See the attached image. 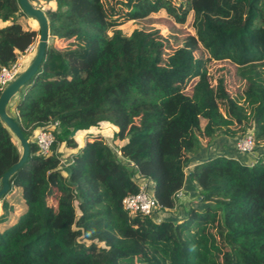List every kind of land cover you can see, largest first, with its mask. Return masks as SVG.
Listing matches in <instances>:
<instances>
[{
	"label": "trees",
	"instance_id": "16d2710c",
	"mask_svg": "<svg viewBox=\"0 0 264 264\" xmlns=\"http://www.w3.org/2000/svg\"><path fill=\"white\" fill-rule=\"evenodd\" d=\"M28 1L46 17L48 38L12 97L28 154L0 196V264H264V0ZM160 10L178 24L192 14L193 34L165 57L156 29L119 28ZM22 16L17 0H0V68L36 41ZM197 48L234 66L239 99L221 78L210 83ZM48 122L57 130L40 155L31 136ZM246 134L249 163L216 155L184 173L215 139ZM16 144L0 121V176L17 161ZM62 144L72 151L65 171ZM185 177L197 187L187 202ZM136 178L149 180L169 217L123 208ZM14 188L23 208L11 221Z\"/></svg>",
	"mask_w": 264,
	"mask_h": 264
},
{
	"label": "rangeland",
	"instance_id": "374dc122",
	"mask_svg": "<svg viewBox=\"0 0 264 264\" xmlns=\"http://www.w3.org/2000/svg\"><path fill=\"white\" fill-rule=\"evenodd\" d=\"M44 8H45V6L41 5V9H44ZM191 20H192V14L190 13L187 15L184 23L178 24V23H175L172 20V18L167 16L164 13V11L160 10L158 12L151 13L145 19L126 21V22L122 23L119 26V28L125 34H128L134 27L143 28L145 30L156 29L157 33L163 39V44L165 47L162 50L163 51L162 56L165 57L168 53L171 52V50L173 48H175L179 44V41L183 37H185L188 34H193V29L191 28ZM20 22L24 28H27L29 26L37 28L34 20L27 17V16H22L20 18ZM53 43L58 47H62V46L67 44V41L54 40ZM33 45H34L33 51L23 53V55L21 57L19 55L20 58L17 61L18 62V68H19V69L18 68L17 69L19 72L23 69V67L21 68V66L23 64L25 65V63L28 61L29 57H31L33 55L34 48H35V42L33 43ZM193 53L196 56H201L204 58V65H205V68L207 70L208 79H209L210 83L215 84L216 79L221 78L223 81V85H224L225 90L232 97L239 99V94H240L242 87H243V81H241L235 77L234 66L227 60H224V61L223 60H220V61L219 60L218 61L207 60L206 59L207 53L201 48H197L196 50H194ZM191 85H192V82L186 86L185 92H187V93L190 92ZM14 98L11 99V101L9 103V107H8L9 109L7 108L8 111L6 110L9 115H12V113H13L10 108H12L11 104L14 101ZM105 137H106V140H108V144H109L110 148L112 149L113 146L110 145V138L107 136H105ZM13 141L15 142L14 139H13ZM16 145H18V144H16ZM231 147L233 148V146H231ZM18 148L20 149L19 145H18ZM58 152H59V156H60V167L62 168V170L65 171L64 166L68 162V156L70 154V151L65 149L64 145L62 144L58 148ZM10 196L12 197V201L15 205L13 216L11 218V221H13V220H15L16 216L19 214V212L23 208L22 203H21L22 201H21L20 194H19V188H14L10 192ZM50 202H51V199H50ZM167 215L169 216L168 213H167ZM156 217L161 218L164 216L162 214H159Z\"/></svg>",
	"mask_w": 264,
	"mask_h": 264
},
{
	"label": "water",
	"instance_id": "95a60500",
	"mask_svg": "<svg viewBox=\"0 0 264 264\" xmlns=\"http://www.w3.org/2000/svg\"><path fill=\"white\" fill-rule=\"evenodd\" d=\"M17 3L23 14L34 20L38 34L35 41L34 52L29 62L0 90V121L17 139L20 147V155L17 161L0 176V196L8 191L9 177L21 166L28 154L27 140L22 136L19 127L7 113L6 106L18 90L37 70L43 57L48 38V24L42 10L34 7L28 0H17ZM70 135H72V133H70Z\"/></svg>",
	"mask_w": 264,
	"mask_h": 264
},
{
	"label": "built area",
	"instance_id": "2783aa9c",
	"mask_svg": "<svg viewBox=\"0 0 264 264\" xmlns=\"http://www.w3.org/2000/svg\"><path fill=\"white\" fill-rule=\"evenodd\" d=\"M33 44L29 45L23 53L33 51ZM23 54L20 55V57ZM8 67L0 68V90L18 74V59ZM18 68V69H17ZM18 71V72H17ZM57 130L56 122H48L44 126L37 127L31 136L36 145V152L40 155H47L53 140V133ZM254 143L249 134L241 136L236 142V151L241 154H252ZM184 173H188V166L184 168ZM138 191L135 194L127 195L122 199L123 208L129 212H139L144 215L156 217L160 213L157 211V202L151 194V187L148 179L136 178Z\"/></svg>",
	"mask_w": 264,
	"mask_h": 264
},
{
	"label": "crops",
	"instance_id": "0c3cea01",
	"mask_svg": "<svg viewBox=\"0 0 264 264\" xmlns=\"http://www.w3.org/2000/svg\"><path fill=\"white\" fill-rule=\"evenodd\" d=\"M31 57H29L26 64L29 62ZM26 64L24 65V67L26 66ZM8 107H9V104L6 106V110ZM10 109L12 110V112H14L13 108H10ZM239 138L240 137L235 136V137H219V138L215 139L213 142H211L209 144V146L206 150L202 151L201 153H197V154L192 155V157L190 158V161L187 164L188 169L193 164L197 163L198 160H202L206 157H212V156H216V155L230 156V157L235 158L236 160H238L240 163H243V164L250 162V160L254 157V152H252V154L246 155V154H240L236 151V142ZM231 146H233V148ZM65 149H67V148H65ZM69 151H70V153L72 152L71 150H69ZM196 189H197V187H196L195 183L193 181H191L188 177H185L181 191H180V195L187 202V200H191L192 196L195 195ZM186 202L183 203V207H185ZM178 212H182L181 209ZM164 216L169 217L166 214Z\"/></svg>",
	"mask_w": 264,
	"mask_h": 264
},
{
	"label": "bare ground",
	"instance_id": "6f19581e",
	"mask_svg": "<svg viewBox=\"0 0 264 264\" xmlns=\"http://www.w3.org/2000/svg\"><path fill=\"white\" fill-rule=\"evenodd\" d=\"M26 64V63H25ZM24 67V64L21 66V68Z\"/></svg>",
	"mask_w": 264,
	"mask_h": 264
}]
</instances>
